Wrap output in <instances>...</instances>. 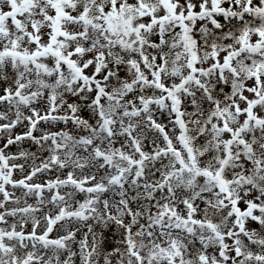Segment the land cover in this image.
I'll list each match as a JSON object with an SVG mask.
<instances>
[{
	"label": "snow or ice",
	"instance_id": "obj_1",
	"mask_svg": "<svg viewBox=\"0 0 264 264\" xmlns=\"http://www.w3.org/2000/svg\"><path fill=\"white\" fill-rule=\"evenodd\" d=\"M0 264H264V0H0Z\"/></svg>",
	"mask_w": 264,
	"mask_h": 264
}]
</instances>
